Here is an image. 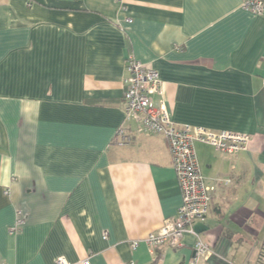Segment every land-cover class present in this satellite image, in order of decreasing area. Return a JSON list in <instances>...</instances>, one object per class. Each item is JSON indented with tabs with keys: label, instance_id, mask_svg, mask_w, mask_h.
<instances>
[{
	"label": "crops",
	"instance_id": "1",
	"mask_svg": "<svg viewBox=\"0 0 264 264\" xmlns=\"http://www.w3.org/2000/svg\"><path fill=\"white\" fill-rule=\"evenodd\" d=\"M124 3L0 0V264H192L191 232L154 255L143 241L182 198L165 137L124 118L130 54L158 72L152 99L173 121L250 135L234 156L195 143L214 190L192 229L214 251L198 264H263L264 12ZM120 127L127 144L114 141Z\"/></svg>",
	"mask_w": 264,
	"mask_h": 264
},
{
	"label": "built area",
	"instance_id": "2",
	"mask_svg": "<svg viewBox=\"0 0 264 264\" xmlns=\"http://www.w3.org/2000/svg\"><path fill=\"white\" fill-rule=\"evenodd\" d=\"M116 1L122 10L126 9L124 0ZM242 8L252 14L261 15L264 12V0H242ZM125 21L131 22V17H125ZM125 69L127 74L123 79L122 96L124 118L126 121L138 122L142 132L161 134L165 137L182 198L176 215L164 220L162 225L156 231L149 233L143 241L150 253L154 255L159 247L180 246L183 235L191 232L195 235V254L192 264H198L199 261L207 260L214 254L210 243L192 229L196 221L206 216L214 186L205 182L200 171L195 143L209 145L221 155L234 156L248 148L251 137L246 132L212 130L201 125L176 123L171 119L163 99L160 98L158 101L152 99V95L162 96L163 93L158 72L131 54L126 57ZM131 139L132 137L121 127L117 129L114 137L116 143L127 144ZM20 223L22 220L18 218L10 231H15ZM137 245V240H133L130 244L132 249H135ZM262 254L264 258V251ZM54 264L70 263L63 256H57ZM82 264H89L88 259L83 260Z\"/></svg>",
	"mask_w": 264,
	"mask_h": 264
},
{
	"label": "trees",
	"instance_id": "3",
	"mask_svg": "<svg viewBox=\"0 0 264 264\" xmlns=\"http://www.w3.org/2000/svg\"><path fill=\"white\" fill-rule=\"evenodd\" d=\"M157 261V257L154 259V262L152 264H154Z\"/></svg>",
	"mask_w": 264,
	"mask_h": 264
}]
</instances>
